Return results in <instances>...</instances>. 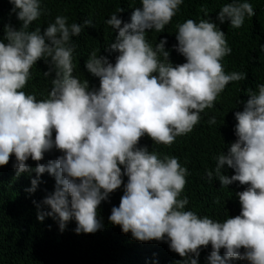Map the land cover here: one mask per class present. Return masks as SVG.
<instances>
[{"label":"clouds","instance_id":"obj_1","mask_svg":"<svg viewBox=\"0 0 264 264\" xmlns=\"http://www.w3.org/2000/svg\"><path fill=\"white\" fill-rule=\"evenodd\" d=\"M9 2L23 23L19 30L5 25L7 43L0 41V166L14 154L17 176L35 171L37 179L26 190L30 193L41 174L55 177V191L42 202L50 211L37 204V219H58L61 231L75 220L77 234L95 233L103 227L98 206L120 188L126 175L124 194L109 216L124 233L131 232L139 241H162L166 236L170 249L181 257H198L200 247L210 243V264H227L231 258L264 264V84L258 85V94L249 95L243 111L235 112L238 139L227 154L216 157L215 173L222 186L235 181L249 185L236 193L241 212L233 218L218 221L185 211L189 200L179 197L188 169L177 157L161 158L146 146L137 147L145 134L158 144L171 145L193 130L200 113L214 106L226 85L246 79L245 73L224 71L221 61L232 51L225 33L209 19H187L178 25V44L173 46L187 62L173 66L165 50L167 39L153 49L145 33L162 32L183 0H142V9L132 12L130 23L117 13L106 20L118 30L110 50L119 55L113 64L91 53L85 66L99 78V89L89 90L87 80L82 83L73 76L75 45L70 41L80 35L82 25H69L67 17L57 16L43 33L39 28L26 31L42 15L39 0ZM246 15L255 16L252 4L234 0L221 8L217 19L238 29ZM91 25L90 19L84 21V26ZM41 58L50 65L44 75L54 71L55 78L48 98L37 100L22 89ZM208 123L215 124L216 118ZM53 147L63 155L30 169L29 158L42 161ZM225 165L235 175L221 174ZM207 177L212 180L213 172L207 171ZM190 264H197V259L191 258Z\"/></svg>","mask_w":264,"mask_h":264},{"label":"trees","instance_id":"obj_2","mask_svg":"<svg viewBox=\"0 0 264 264\" xmlns=\"http://www.w3.org/2000/svg\"><path fill=\"white\" fill-rule=\"evenodd\" d=\"M42 15L33 21L26 31L37 28L44 29L55 22L57 16L67 17L69 25H82L79 36L72 37L70 43L75 45L72 54L73 76L82 83L87 80L89 90L99 89V78L88 72L86 60L93 51L97 55L107 57L115 64L116 51L110 50L118 30L106 23L110 15L117 13L124 23L131 22V14L136 8L142 9V0H39ZM234 0H183L177 14L167 24L162 32L155 29L147 30L146 41L155 49L161 39H167L165 50L169 51V61L176 66L186 63V58L177 52L174 45L178 44L176 35L178 25L187 19L197 23L201 19H209L218 29L225 33V38L232 51L221 63L225 73H245L246 79L233 81L226 85L218 95L214 106L200 113V122L185 135L177 136L171 145L158 144L147 134L139 141L137 147H147L150 152L157 153L161 158L165 155L177 157L182 167L188 169L187 183L180 199L187 197L189 203L185 211H193L198 216H208L213 220L224 221L240 214L241 205L236 193L244 191L249 185H241L238 181L228 186H222L215 173L216 157L222 152L227 154L229 147L238 137L235 134V112L243 111L251 93L258 94V85L264 84V0H247L251 3L255 16H245L242 27L233 28L230 21L220 23L217 19L221 8ZM245 2V0H236ZM14 5L9 0H0V41L5 39V25H12L19 30L22 21L13 12ZM124 11L118 13V9ZM19 11V10H17ZM90 19L91 27L84 26V21ZM123 26V23L122 25ZM50 59V58H49ZM158 59L164 61L162 53ZM49 63L41 58L30 69V78L23 91L34 94L37 100L47 99L52 88L53 71L50 76L44 72L49 70ZM158 75V73H153ZM215 117L216 123L208 121ZM63 155L58 149L44 154L42 161L29 158L26 163L30 169H35L37 163L47 165ZM15 155L10 157L7 165L0 166V264H190V259H197V264H210L209 257L212 246H201L199 256L189 254L181 257L170 249V241L165 236L162 241H139L133 238L131 232L124 233L121 226L110 222L111 209L118 207L124 194V185L128 181L122 175L123 183L107 200L98 206L97 214L103 227L95 233L77 234L75 220L67 222L63 231L59 228L58 219L46 216L43 221L37 219V204L41 210L50 211L42 202L55 191V177L45 172L38 179L35 192H28L31 180L37 179L35 171L21 173L13 167ZM122 173L124 171L121 166ZM207 171L213 172L212 180L207 177ZM221 174L231 177L235 171L227 165L221 169ZM34 201L36 203H34ZM218 201V202H217ZM241 253L245 251L242 247ZM225 249L220 250L223 257ZM227 264H250L248 260L231 258Z\"/></svg>","mask_w":264,"mask_h":264}]
</instances>
